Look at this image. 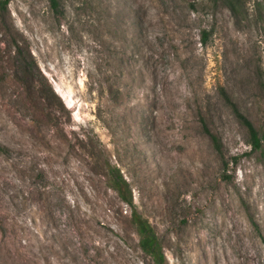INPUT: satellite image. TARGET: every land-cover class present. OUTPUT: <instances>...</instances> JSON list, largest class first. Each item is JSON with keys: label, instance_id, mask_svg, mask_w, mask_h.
<instances>
[{"label": "rangeland", "instance_id": "374dc122", "mask_svg": "<svg viewBox=\"0 0 264 264\" xmlns=\"http://www.w3.org/2000/svg\"><path fill=\"white\" fill-rule=\"evenodd\" d=\"M49 1L0 14V264H154L106 160L168 264H264V0Z\"/></svg>", "mask_w": 264, "mask_h": 264}, {"label": "trees", "instance_id": "16d2710c", "mask_svg": "<svg viewBox=\"0 0 264 264\" xmlns=\"http://www.w3.org/2000/svg\"><path fill=\"white\" fill-rule=\"evenodd\" d=\"M10 0H0V14L4 16L8 10V3ZM60 0H50V6L55 9L56 13H61L60 10ZM231 8L235 6V4L239 0H231ZM209 32L206 29L202 30L201 40L203 43L207 42ZM18 40L12 39L10 41V45L12 46L14 56L22 63H24L25 67L29 70H32L33 65L36 64L32 53L27 49L25 45L19 44ZM50 88V92H51ZM220 94L224 100V102L230 106L233 113L237 117V119L246 127L247 132V143L251 146L252 149L263 150V144L260 136L257 132V127L254 122L243 113L236 103L230 98L228 93L225 91L224 87L221 86L219 88ZM53 94V91H52ZM110 94L114 95L113 90L110 88ZM46 96L50 97V94L46 92ZM97 117L100 119H104L103 115L99 112ZM210 128L204 123V131L209 135L214 145L215 151L222 157L223 154L221 151V143L215 133L209 130ZM106 172L104 174L107 179L109 186L119 195L121 200L129 204L130 206V217L131 221L136 227L138 238H139V246L143 250V252L147 253L153 260L154 264H168L166 255H165V246L160 238V236L156 233L151 223L148 219L144 218L136 209V205L133 200L132 188L129 181L120 171L119 165L117 163H113L110 160H106ZM228 163L225 164L224 169L226 170L228 167Z\"/></svg>", "mask_w": 264, "mask_h": 264}]
</instances>
